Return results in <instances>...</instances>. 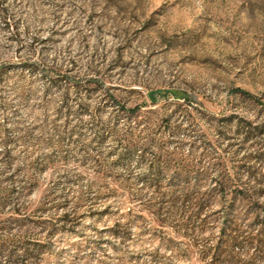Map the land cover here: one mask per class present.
Returning <instances> with one entry per match:
<instances>
[{
    "label": "rangeland",
    "instance_id": "1",
    "mask_svg": "<svg viewBox=\"0 0 264 264\" xmlns=\"http://www.w3.org/2000/svg\"><path fill=\"white\" fill-rule=\"evenodd\" d=\"M0 74V264H264V0H0Z\"/></svg>",
    "mask_w": 264,
    "mask_h": 264
},
{
    "label": "trees",
    "instance_id": "2",
    "mask_svg": "<svg viewBox=\"0 0 264 264\" xmlns=\"http://www.w3.org/2000/svg\"><path fill=\"white\" fill-rule=\"evenodd\" d=\"M3 18H4V23L6 26L8 27H12L13 30L16 28V25L12 22V20L6 15V8L2 7V11H1ZM21 64L25 67H33L34 63L30 62L29 60H22ZM1 76V74H0ZM59 77L56 78H51V80L53 82H58V78L61 77V75H58ZM163 96H168V95H173L175 98L177 99H186L187 94L183 93V92H178V91H174V92H168V91H164L161 93ZM243 94L254 101H260L259 98H257L255 95L249 93V92H243ZM68 99V98H67ZM261 103V102H260ZM263 104V103H261ZM142 106H137L135 108L129 109V112H136L139 109H141ZM150 181L154 182H150L151 185L154 186H158L160 187V185L156 179H151ZM155 181H157V183L155 184ZM229 187V182L228 181H223L221 182V190L220 193L222 194L225 200V210H223L224 216H223V221L225 226L223 227V229H225L226 225H228L227 227H229L230 231H233L234 233L227 235V239L225 241L226 247L229 249H234V247L236 245H245L248 244L249 241L252 236L250 235H245V232H242L241 234L238 233V230L236 228H234L238 222L235 218H233L232 212L234 210V207L236 205V203L238 201H242L245 202L247 201L246 197H243L241 199H239L238 196H233L232 198L228 199V192L227 189ZM217 187L212 189V192L217 191ZM229 195V194H228ZM205 194L201 193V185L199 182H190L189 185L187 187L184 188L183 192L181 193L180 197H175L172 199V208L174 206H176L178 203H180L181 207H180V211H181V215H182V220H183V224H184V228H187L186 230L189 231H194L196 230L197 224L199 222V220L201 219V216L203 215V211L205 209V203H206V199H205ZM180 198V201H179ZM227 206V208H226ZM233 208V209H232ZM160 210L165 209L164 206L159 208ZM69 217V215L65 214L64 215V220H67ZM68 221V220H67ZM203 221V220H202ZM252 240H257V237H253ZM25 256L27 258H33L36 257L34 252H31L30 250H26L25 251ZM215 259L212 260V262H214Z\"/></svg>",
    "mask_w": 264,
    "mask_h": 264
}]
</instances>
